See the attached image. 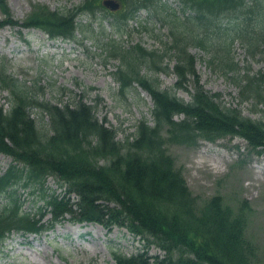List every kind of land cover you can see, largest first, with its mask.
<instances>
[{
  "label": "trees",
  "instance_id": "obj_1",
  "mask_svg": "<svg viewBox=\"0 0 264 264\" xmlns=\"http://www.w3.org/2000/svg\"><path fill=\"white\" fill-rule=\"evenodd\" d=\"M121 1L125 10L118 15L105 12L101 0H82L71 9L56 11L34 5L21 26L63 41L78 42L76 34L86 38L91 33L95 44L92 23L103 29L102 19L110 16L113 33L103 32L106 42L97 47L118 60L114 76L120 93L136 83L149 94L153 125L140 120L131 141L120 143L115 130L97 120L94 106L82 99L63 106L38 101L29 92L32 88L7 75L6 64L1 63L0 91L8 93L10 108L0 107V153L10 156L13 164L0 174V195L8 196V204L0 210V244L13 230L39 232L68 214L73 222L96 223L108 230L125 228L163 252L161 256L114 252L116 264H255L254 247L245 236L248 204L238 202L234 208L218 195L199 204L166 145L194 147L199 139L213 142L238 136L253 152L264 147V122L244 117L224 106L218 94L204 90L195 58L188 52L191 47L200 49L228 71H234L231 60L215 50L236 39L250 51L260 49L264 54L263 0H178L182 18L162 0ZM257 4L261 11L254 12ZM143 9L166 26L170 40L162 50L148 51L139 44L125 48L112 38L114 33L129 34L128 22ZM0 11L5 17L0 26L19 25L6 0H0ZM82 16L91 18L87 27L76 21ZM166 60L174 61L173 90L191 87L190 102L159 88L156 75L168 68ZM255 76L244 79L239 92L241 100H254L258 106L264 104V73ZM33 109L48 116L45 131L31 118ZM100 160L105 162L102 166ZM48 176L60 182L65 195L46 189ZM13 188L39 192L44 207H39L38 219L21 213ZM70 193L77 195V201ZM43 208L51 213L47 227L40 222Z\"/></svg>",
  "mask_w": 264,
  "mask_h": 264
},
{
  "label": "rangeland",
  "instance_id": "obj_2",
  "mask_svg": "<svg viewBox=\"0 0 264 264\" xmlns=\"http://www.w3.org/2000/svg\"><path fill=\"white\" fill-rule=\"evenodd\" d=\"M81 1L8 0V6L13 18L21 21L29 14L33 4L48 6L51 10H65L77 6ZM165 1L174 4V0ZM143 18L144 14L140 20ZM87 19H80L86 27L89 23ZM110 19H103L104 24ZM2 20L3 14L0 12ZM142 24L149 30L153 29L152 36L134 31L127 37L119 36L117 42L125 46L140 44L148 50L159 49L160 43L166 41V30L161 29L153 19ZM132 27L136 28L137 25L132 23ZM159 28L160 32L157 31ZM98 29L94 31L93 45L91 33L86 34L87 41L78 35L79 44L51 41L37 30L2 27L0 63L7 62V73L19 83L31 87L29 92L38 101L59 106L73 105L79 99L78 96H82L83 101L91 106L99 103L94 110L97 119L115 130L118 142L123 143L126 139L131 141L140 120L152 124V102L138 87L124 94L118 91L112 75L118 61L106 59L105 53L97 48L98 44L106 42L103 32L107 35L109 30L106 27ZM226 51L236 64L238 75L224 73L215 62L209 63V59L198 49H190L196 59V71L204 89L219 94L224 106L240 109L245 117L254 121H264V106L255 108L254 102L241 103L238 86L240 84L242 87V81L247 77L264 73V55L259 52L251 55L241 42ZM173 65L172 61L168 70L159 75V86L188 102L191 100L189 91L172 89L176 82ZM261 89H264V84ZM6 97V92L0 93V105L8 108ZM30 114L38 127L45 131L49 125L48 117L36 109L31 110ZM166 150L199 203L215 195L221 196L224 203L232 207H237L238 202L248 203L246 238L254 247L255 264H264V171L257 176L255 174L258 167L264 169V150L255 154L244 140L229 137L215 142L199 140L196 147L168 144ZM9 163L10 160L0 154V170H5ZM104 163L103 160L98 161L99 166ZM46 187L50 191L56 189L60 192L54 178L47 179ZM18 194L24 200V207L32 210V213L42 205L38 191L31 195L28 190H20ZM77 225L88 227L89 230L81 232L82 229ZM145 249L148 255H162L155 246L132 237L124 229L113 228L108 232L97 224L63 221L49 235L33 236L30 239H21L17 234L10 235L0 247V264H115L111 252L118 250L124 255H133Z\"/></svg>",
  "mask_w": 264,
  "mask_h": 264
},
{
  "label": "water",
  "instance_id": "obj_3",
  "mask_svg": "<svg viewBox=\"0 0 264 264\" xmlns=\"http://www.w3.org/2000/svg\"><path fill=\"white\" fill-rule=\"evenodd\" d=\"M102 4L111 11H114L119 7V4L115 0H104Z\"/></svg>",
  "mask_w": 264,
  "mask_h": 264
},
{
  "label": "bare ground",
  "instance_id": "obj_4",
  "mask_svg": "<svg viewBox=\"0 0 264 264\" xmlns=\"http://www.w3.org/2000/svg\"><path fill=\"white\" fill-rule=\"evenodd\" d=\"M264 171V169L263 168H261V167H258V169L256 170V172H255V174H256V176L260 173V172H263ZM78 227V226H77ZM80 228V227H79ZM80 229H82V231L81 232H84V231H88L89 229L88 228H80ZM76 232V230H74V233Z\"/></svg>",
  "mask_w": 264,
  "mask_h": 264
}]
</instances>
